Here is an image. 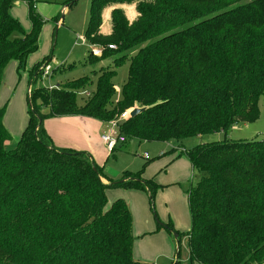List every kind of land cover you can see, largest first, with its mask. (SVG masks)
<instances>
[{
	"label": "trees",
	"instance_id": "trees-1",
	"mask_svg": "<svg viewBox=\"0 0 264 264\" xmlns=\"http://www.w3.org/2000/svg\"><path fill=\"white\" fill-rule=\"evenodd\" d=\"M18 3L27 6L29 32L10 15ZM42 26L33 0H0V86L10 62L17 73L25 69ZM85 41L103 48L100 57L89 53L90 63L117 55L114 68L128 61L119 101H112L114 69H101L82 106L75 97L87 79L29 88V117L14 151L5 148L10 137L0 109V264H140L132 256L130 211L122 199L108 206L106 192L144 190L152 199L157 186L129 172L107 180L86 152L56 148L46 120L106 125L146 108L118 122L124 143H174L179 151L186 139L226 137L234 126L256 122L259 103L264 107V0H92ZM44 65L29 72L31 83ZM184 154L199 178L188 192L190 263L264 264V140L224 139Z\"/></svg>",
	"mask_w": 264,
	"mask_h": 264
},
{
	"label": "rangeland",
	"instance_id": "rangeland-1",
	"mask_svg": "<svg viewBox=\"0 0 264 264\" xmlns=\"http://www.w3.org/2000/svg\"><path fill=\"white\" fill-rule=\"evenodd\" d=\"M74 1V2H73ZM36 12L43 20L38 39V50L27 58L25 69L17 73V64L10 62L3 74L0 86V109L4 110L3 127L10 140L5 148L14 151L29 117L27 92L29 88H53L87 79L88 83L76 93L77 106L86 100L82 92H93L97 85V76L101 69H114L115 94L112 101L121 98V86L127 79L128 61L114 68L113 56L96 62L88 58L92 48L85 41V32L89 25L92 0H33ZM73 2V3H72ZM109 9L101 18L103 31L110 30ZM134 13L128 12V15ZM25 32L30 31L27 6L22 3L10 10ZM45 60L44 68L49 72L43 76L44 69L33 83L29 72ZM259 118L251 124H238L223 134H213L202 138L186 139L181 144L182 151H172L173 145L166 143H148L127 141L118 144L115 151L108 152L100 140L103 129L93 131L91 144L93 159L102 169L109 181H120L126 172L141 174L143 180L152 181L157 191L152 199L144 190H128L117 187L106 192L108 206L122 199L131 214L133 249L132 256L140 264H170L178 259L180 264L190 263L188 254V232L190 231V213L188 192L199 181L197 174L186 158L184 151L193 147L227 139L231 142H250L264 140V107L259 103ZM105 131V130H104ZM147 154L148 159L143 157ZM162 155V156H159ZM181 155V156H180ZM107 183L106 180H102ZM173 228L178 232L169 233Z\"/></svg>",
	"mask_w": 264,
	"mask_h": 264
},
{
	"label": "crops",
	"instance_id": "crops-1",
	"mask_svg": "<svg viewBox=\"0 0 264 264\" xmlns=\"http://www.w3.org/2000/svg\"><path fill=\"white\" fill-rule=\"evenodd\" d=\"M19 4L22 3H18L16 5ZM128 12L134 13V11L130 9L127 10L126 12V16L132 19L135 16V13L134 15L132 14L128 15ZM104 14L105 12L103 13V15ZM108 22H110L109 16H108ZM110 31L111 28L108 31H103L102 28L100 27V33L102 35L107 36L110 34ZM100 128L103 129L102 133L100 134V140H101V136L107 132L108 126L107 124L104 125L96 120L86 119L82 117H60V118L48 119L44 122V129L48 137L50 138L52 144L56 148L71 149L75 151L86 152L90 156L93 155L90 136L93 133V131L100 130ZM169 144H174V143H169ZM103 145L105 146L104 143ZM175 146L173 145V147ZM171 150H175V149L171 148ZM173 262H175V260H173Z\"/></svg>",
	"mask_w": 264,
	"mask_h": 264
},
{
	"label": "built area",
	"instance_id": "built-area-1",
	"mask_svg": "<svg viewBox=\"0 0 264 264\" xmlns=\"http://www.w3.org/2000/svg\"><path fill=\"white\" fill-rule=\"evenodd\" d=\"M109 50L113 49V46H108L107 47ZM102 51H103V48L99 47H95V48H92L91 50V55L93 57H100L102 55ZM44 73H43V76L47 77L49 75V72L46 68H44ZM81 95H85V96H88L89 93L87 92H83L81 93ZM132 109H130L129 111L125 112L123 115L120 116V118L118 120H112L110 121L107 126H108V130L106 133H104L102 136H101V140L102 142L105 144L106 148L108 151H111L114 147H116L118 144H122L124 143V139L122 137H120L118 135V131H117V124L120 120H123V119H126L129 117V112L131 111ZM143 157L145 159H148V156L147 154H144Z\"/></svg>",
	"mask_w": 264,
	"mask_h": 264
},
{
	"label": "water",
	"instance_id": "water-1",
	"mask_svg": "<svg viewBox=\"0 0 264 264\" xmlns=\"http://www.w3.org/2000/svg\"><path fill=\"white\" fill-rule=\"evenodd\" d=\"M145 110H146V108H137V107H135L129 112V117L130 118L136 117L137 115L143 113ZM175 238H176V236H175ZM176 261H177V259H176Z\"/></svg>",
	"mask_w": 264,
	"mask_h": 264
}]
</instances>
